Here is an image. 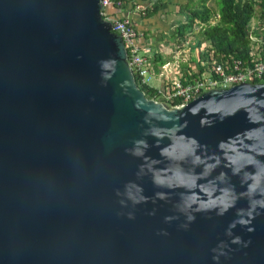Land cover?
I'll list each match as a JSON object with an SVG mask.
<instances>
[{
  "label": "water",
  "instance_id": "obj_1",
  "mask_svg": "<svg viewBox=\"0 0 264 264\" xmlns=\"http://www.w3.org/2000/svg\"><path fill=\"white\" fill-rule=\"evenodd\" d=\"M101 0H0V264H264V82L148 99Z\"/></svg>",
  "mask_w": 264,
  "mask_h": 264
},
{
  "label": "built area",
  "instance_id": "obj_2",
  "mask_svg": "<svg viewBox=\"0 0 264 264\" xmlns=\"http://www.w3.org/2000/svg\"><path fill=\"white\" fill-rule=\"evenodd\" d=\"M128 0H101L103 7L101 15L104 20L111 23L113 30L119 34L124 42L127 54V62L138 86L143 90L145 96L155 102L162 103L169 109H182L192 102L200 93L214 88H230L244 82H264V59L259 56H252L251 61H244L235 58L222 57L217 59L215 53L208 49L204 50V58L201 66L203 72L194 75L190 72L188 81L182 77L171 83L162 86H155L152 82L149 61L139 53L136 44L137 32L128 18H117L109 11L116 7L125 6ZM199 30V26H193L189 30V38ZM253 41H256L252 35ZM208 48L207 44H204ZM204 49V48H203ZM202 53V54H203ZM198 71H195L197 73ZM148 94V96H147Z\"/></svg>",
  "mask_w": 264,
  "mask_h": 264
},
{
  "label": "crops",
  "instance_id": "obj_3",
  "mask_svg": "<svg viewBox=\"0 0 264 264\" xmlns=\"http://www.w3.org/2000/svg\"><path fill=\"white\" fill-rule=\"evenodd\" d=\"M158 5L162 8L152 13ZM181 5V0H128L125 6L109 11L117 18H128L133 24L139 53L149 61L152 80L158 84L153 83L155 86L171 83L181 77L188 81L190 72L197 75L195 71L202 67L201 55L208 49L199 41L193 45L188 36L189 30L183 36L178 34L179 27L187 23L185 15L184 21H180L179 17L183 15L180 14ZM193 49L197 50L195 55L192 54Z\"/></svg>",
  "mask_w": 264,
  "mask_h": 264
},
{
  "label": "trees",
  "instance_id": "obj_4",
  "mask_svg": "<svg viewBox=\"0 0 264 264\" xmlns=\"http://www.w3.org/2000/svg\"><path fill=\"white\" fill-rule=\"evenodd\" d=\"M201 1V0H200ZM219 5V18L215 24V17L211 9L201 1L199 7H193L189 1L182 7L186 16V24L181 25L178 34L181 36L193 26L198 25L199 30L193 34L200 37L199 44H207L208 50L213 51L217 59L232 57L244 61H251L252 56L259 55L264 59V0H217ZM261 13L258 15V8ZM116 8V7H115ZM162 7H154L152 13H156ZM258 19L260 26L252 32L256 41L250 35V25L254 19ZM204 53L201 58H204ZM197 75L205 70L198 67ZM148 96V94H147Z\"/></svg>",
  "mask_w": 264,
  "mask_h": 264
},
{
  "label": "rangeland",
  "instance_id": "obj_5",
  "mask_svg": "<svg viewBox=\"0 0 264 264\" xmlns=\"http://www.w3.org/2000/svg\"><path fill=\"white\" fill-rule=\"evenodd\" d=\"M155 1V0H154ZM182 1V3H183V5H181V6H184L187 2H189L190 0H181ZM202 1V0H201ZM201 1L200 0H191L190 2H191V4H192V6L193 7H199L200 5H201ZM205 5L209 8V9H211V11L213 12V14H214V18H213V20H212V24H215L216 23V21L218 20V18H219V15H218V13H219V5H218V2H217V0H205ZM151 10H152V6H151V8H150ZM256 9H258V15H260V13H261V10H260V7H258V8H256ZM182 12V11H181ZM180 12V14H183V15H180V21L181 20H183L184 21V15H185V13H181ZM251 29H252V31H254V30H258V28H259V26H260V23H259V20L258 19H254L252 22H251ZM199 39H200V37H198V36H192L191 38H190V40L191 41H193V45L197 42V41H199ZM196 52H197V50H195V49H193V53L192 54H196ZM191 65H193V64H191ZM195 68H196V65H195ZM152 82L153 83H155V84H157V82H156V80L154 81V80H152ZM158 85V84H157Z\"/></svg>",
  "mask_w": 264,
  "mask_h": 264
}]
</instances>
